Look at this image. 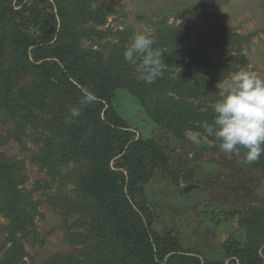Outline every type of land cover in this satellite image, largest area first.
Returning a JSON list of instances; mask_svg holds the SVG:
<instances>
[{"label": "trees", "instance_id": "obj_1", "mask_svg": "<svg viewBox=\"0 0 264 264\" xmlns=\"http://www.w3.org/2000/svg\"><path fill=\"white\" fill-rule=\"evenodd\" d=\"M106 11L100 0H0L1 126L7 141L23 148L35 143L34 162L55 183L69 187L59 190L56 200L68 224L66 240L80 246L42 264H264V155L244 164L242 173L248 180L239 194L260 191L257 201L241 208L209 205L210 187L198 172L182 174V158H172L157 137H143L114 104L117 91L126 90L176 140L196 132L205 137L206 153L227 157L199 124L213 119L216 84L247 63L241 52L238 57L231 53L240 35L224 30L194 39L188 26L159 18L147 35L161 52L162 72L147 84L123 56L132 31H118V41L108 49L100 42L111 33L97 28L105 23ZM86 39L101 47H85ZM210 51L225 53L230 60L214 61ZM85 93L93 94L94 102L72 118L71 109L80 108ZM232 158L243 164V150ZM26 168L25 160L0 152V214L7 219L1 264H23L26 243L40 241L35 217L43 201L34 193L41 185L26 186ZM157 173L175 188L181 179L200 178L195 181L201 188L190 198L202 203L201 215L193 213L189 220L198 218L204 226L203 220L206 228L220 226L221 236L231 230L220 259L203 261L196 247L200 239L188 231L183 239L156 226L147 192ZM173 192L178 205L184 201L181 194L190 195L181 188L180 194ZM169 205L161 206L166 221ZM235 217L234 229L224 224Z\"/></svg>", "mask_w": 264, "mask_h": 264}, {"label": "rangeland", "instance_id": "obj_2", "mask_svg": "<svg viewBox=\"0 0 264 264\" xmlns=\"http://www.w3.org/2000/svg\"><path fill=\"white\" fill-rule=\"evenodd\" d=\"M100 1L107 11L105 23L97 25V28L110 30L112 33L107 38L101 41L98 40L102 45L107 46L104 47L105 49H108V47L118 41L116 36L118 31L149 34L153 30V23L165 16L169 23L176 25L182 23L188 26L194 39L206 33L222 32L224 30L238 33L240 35V43L231 52L232 55L238 57L241 52L247 58V63L242 65V68L264 77V0H224V2H221V0ZM211 3L213 4L211 5ZM93 5L97 6L96 3ZM86 24L87 27H91L93 23L88 22ZM84 46L93 47L94 49L101 47V45L93 44L89 39L84 40ZM210 55L217 62L227 63L230 60L229 55L225 53L221 55L217 51H210ZM114 104L119 114L143 137H157L165 149L172 153V158H182L184 163L182 174L188 170L198 172L202 183L205 181L206 187H210L208 199L205 201L209 205L216 206L221 204L226 207L234 204V208H241L246 202L249 204L258 200L256 196H259L260 191L256 194L253 190L249 193V196H247L248 194L246 196L239 194L248 180L247 177L242 175L247 170V168L244 169L245 163L241 164V162H238L239 160L237 161V158L224 157L220 153L215 154L207 151V154L203 149L205 137L199 133L188 132L185 140H176L170 132L160 129L145 114L136 98L126 90L120 89L117 91ZM5 129L1 126L0 120V152L25 160L27 166L26 174L28 176L26 186L28 188L41 185V189L34 193V197L37 200L43 201L39 206V213L35 217L40 241L36 245L26 243L28 254L24 257L23 264H42L43 261L57 253L74 251V248L77 249L80 246H74L66 240L68 224H65L63 211L56 200L59 190L67 191L69 187L64 188L55 183L49 172L45 168L41 169L34 162L32 158L38 150L35 143L28 142V147L23 148L14 142L7 141ZM178 141L180 144H178ZM198 179L200 178L194 177L192 182L181 179L178 187L184 191L193 184L201 188V184L197 182ZM180 188L172 186L170 181L160 175V173L154 176L148 186L147 195L149 208L158 217L156 226L160 224L171 229L174 233H179L183 239L186 238L185 233L188 231L187 234H192L194 235L193 237L200 239L196 242V247L200 250L203 261H210L212 258L220 259L223 253V249H220V247L231 230L221 236L220 226H216L215 229L211 227V229L204 227L206 223L203 220L204 226H202L201 221H198V218H194L192 221L189 220V216L192 217L193 213L197 217L201 215L200 211L203 205L196 200L193 202L190 198L196 188L186 191L190 194L189 196L181 194V198L184 201L179 205L178 203L176 204L175 198L172 197L174 194L173 190L176 189L178 194ZM170 198H173L172 201L169 200ZM248 199L249 201H247ZM162 202L173 204L169 205L171 207L169 209V221L168 219L166 221V216L161 207ZM236 220L237 217L230 218L224 224L228 227L232 225L234 229ZM6 223L7 219L0 214V245L6 235V231L3 228ZM9 245L10 243L7 244V246ZM3 251L0 247V264Z\"/></svg>", "mask_w": 264, "mask_h": 264}, {"label": "clouds", "instance_id": "obj_3", "mask_svg": "<svg viewBox=\"0 0 264 264\" xmlns=\"http://www.w3.org/2000/svg\"><path fill=\"white\" fill-rule=\"evenodd\" d=\"M155 40L144 33H134L123 56L134 66L138 80L152 84L162 72L161 52L153 47ZM218 99L213 105V119L201 122L203 135L218 141L228 158L240 157L245 164L257 162L264 155V77L241 69L223 77L216 84ZM95 96L85 93L80 108L73 107L72 118L81 116V109L92 104Z\"/></svg>", "mask_w": 264, "mask_h": 264}, {"label": "water", "instance_id": "obj_4", "mask_svg": "<svg viewBox=\"0 0 264 264\" xmlns=\"http://www.w3.org/2000/svg\"><path fill=\"white\" fill-rule=\"evenodd\" d=\"M221 2H224V0H221ZM198 185H190L189 187L186 188V191H190L192 188H196Z\"/></svg>", "mask_w": 264, "mask_h": 264}]
</instances>
